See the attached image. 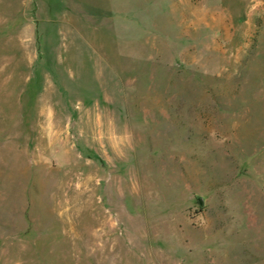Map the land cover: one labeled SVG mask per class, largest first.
Masks as SVG:
<instances>
[{
	"label": "rangeland",
	"instance_id": "rangeland-1",
	"mask_svg": "<svg viewBox=\"0 0 264 264\" xmlns=\"http://www.w3.org/2000/svg\"><path fill=\"white\" fill-rule=\"evenodd\" d=\"M0 264H264V0H0Z\"/></svg>",
	"mask_w": 264,
	"mask_h": 264
},
{
	"label": "water",
	"instance_id": "water-1",
	"mask_svg": "<svg viewBox=\"0 0 264 264\" xmlns=\"http://www.w3.org/2000/svg\"><path fill=\"white\" fill-rule=\"evenodd\" d=\"M196 198H197V200H198V203H199L200 205H203V197L200 196V195H197Z\"/></svg>",
	"mask_w": 264,
	"mask_h": 264
}]
</instances>
